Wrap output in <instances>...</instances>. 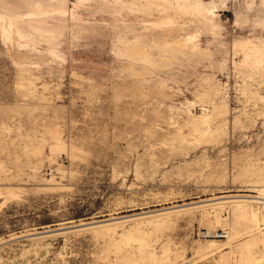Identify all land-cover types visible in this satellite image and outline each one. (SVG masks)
Here are the masks:
<instances>
[{
    "label": "rangeland",
    "instance_id": "1",
    "mask_svg": "<svg viewBox=\"0 0 264 264\" xmlns=\"http://www.w3.org/2000/svg\"><path fill=\"white\" fill-rule=\"evenodd\" d=\"M0 264H264V0H0Z\"/></svg>",
    "mask_w": 264,
    "mask_h": 264
},
{
    "label": "built area",
    "instance_id": "2",
    "mask_svg": "<svg viewBox=\"0 0 264 264\" xmlns=\"http://www.w3.org/2000/svg\"><path fill=\"white\" fill-rule=\"evenodd\" d=\"M209 236H211V235H209ZM212 236H214V235H212ZM215 237L223 238V237H225V233H218L215 235Z\"/></svg>",
    "mask_w": 264,
    "mask_h": 264
},
{
    "label": "bare ground",
    "instance_id": "3",
    "mask_svg": "<svg viewBox=\"0 0 264 264\" xmlns=\"http://www.w3.org/2000/svg\"><path fill=\"white\" fill-rule=\"evenodd\" d=\"M226 236H228V234L225 233Z\"/></svg>",
    "mask_w": 264,
    "mask_h": 264
}]
</instances>
